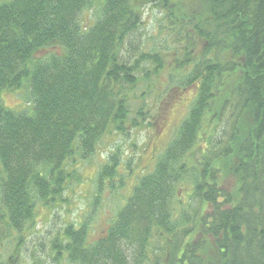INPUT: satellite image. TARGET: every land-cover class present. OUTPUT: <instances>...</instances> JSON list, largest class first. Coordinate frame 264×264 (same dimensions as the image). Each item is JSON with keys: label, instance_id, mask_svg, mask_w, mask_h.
I'll list each match as a JSON object with an SVG mask.
<instances>
[{"label": "trees", "instance_id": "obj_1", "mask_svg": "<svg viewBox=\"0 0 264 264\" xmlns=\"http://www.w3.org/2000/svg\"><path fill=\"white\" fill-rule=\"evenodd\" d=\"M195 1L0 0V96L27 88L32 101L24 109L0 98V241L12 231L21 240L39 204L63 199L76 158L87 160L107 130L126 131L122 93L137 71L163 77L160 51L119 61L144 24L142 7L155 3L168 35L184 22L194 32L167 76L171 88L194 86L190 111L106 233L91 239L93 216L71 223L56 255L71 264H264V0ZM92 10L96 20L83 24ZM146 116L141 109L133 127ZM119 166L113 155L103 167L94 206L103 189L123 187Z\"/></svg>", "mask_w": 264, "mask_h": 264}, {"label": "rangeland", "instance_id": "obj_2", "mask_svg": "<svg viewBox=\"0 0 264 264\" xmlns=\"http://www.w3.org/2000/svg\"><path fill=\"white\" fill-rule=\"evenodd\" d=\"M182 1L184 6L188 5L190 8L196 3L195 0ZM142 11L144 24L132 34L129 43L119 54V61L121 64L133 66V62L142 51H160L166 65L162 70L163 77L149 80L143 77L141 71L136 70L137 80L134 84L124 85L122 93L130 96L127 106L132 113L130 121L125 123L126 131L107 130L98 141L95 152L87 160L76 158L74 176L68 182L63 199L51 208L39 204L35 227L27 228L22 233L21 240L15 231L6 232L0 241V261L11 259L10 264H71L66 258L57 257L55 239L63 233L67 225L71 223L77 225L89 216H93L91 239H98L106 233L119 205L130 194L138 180L153 170L156 159L187 117L196 91L194 86L181 91L175 89L176 87L171 88L167 79L173 70L172 62L176 59L183 60L188 30H191L192 36L194 32L191 27L186 28L189 24L183 20V28L177 34L175 32L168 35L169 31L163 30L162 27L165 20L159 6L148 3L142 7ZM95 20L94 10L85 11L80 18L83 24L90 25ZM203 44L204 42L196 37L192 52L194 60L201 55ZM48 50L42 51L38 56L49 57V54L55 51L54 48ZM142 66L144 64H141ZM0 98L8 107L24 109L32 107L27 88L17 92H3ZM141 109L147 113L146 121L141 124L143 126L133 127L132 120ZM212 128L213 126L211 130ZM225 128V124L220 127L221 130ZM113 155L120 164L116 183L123 187L116 190L103 189L99 205L94 206L95 198L98 196L96 194L98 176L103 167L110 164Z\"/></svg>", "mask_w": 264, "mask_h": 264}, {"label": "flooded vegetation", "instance_id": "obj_3", "mask_svg": "<svg viewBox=\"0 0 264 264\" xmlns=\"http://www.w3.org/2000/svg\"><path fill=\"white\" fill-rule=\"evenodd\" d=\"M48 49H53V48H48ZM47 51H49V50H47Z\"/></svg>", "mask_w": 264, "mask_h": 264}]
</instances>
